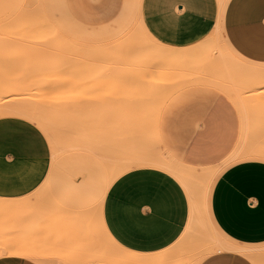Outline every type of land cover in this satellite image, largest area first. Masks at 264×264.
<instances>
[{"label":"rangeland","instance_id":"1","mask_svg":"<svg viewBox=\"0 0 264 264\" xmlns=\"http://www.w3.org/2000/svg\"><path fill=\"white\" fill-rule=\"evenodd\" d=\"M142 1L126 0L116 21L121 0H71L68 17L63 0H16L0 18V110L22 106L45 120L47 129L37 128L50 144V171L40 195L58 196L56 212L65 216L55 222L80 232L74 254L144 258L134 264H195L203 257L201 264H264V244L248 247L254 255L244 260L209 251L231 242L208 218V190L237 162L184 164L179 141L161 123L172 112L189 124L192 143L215 136L224 150L236 151L231 159L245 160L250 150H264V74L245 72L255 65L226 49L219 17L196 44L157 42L143 24ZM84 12L90 22L80 19ZM140 91L148 100L141 95L144 115L134 119L140 109L131 103L140 102ZM139 116L145 119L135 123ZM167 162L185 167L176 180L186 182L189 193L180 185L194 215L191 235L174 250L170 195L143 167L170 174ZM125 176L133 179L121 182Z\"/></svg>","mask_w":264,"mask_h":264},{"label":"crops","instance_id":"2","mask_svg":"<svg viewBox=\"0 0 264 264\" xmlns=\"http://www.w3.org/2000/svg\"><path fill=\"white\" fill-rule=\"evenodd\" d=\"M15 1L0 0V18ZM121 1L118 19L126 0ZM220 2L143 0L141 18L157 42L187 47L208 36L219 17L221 34L230 50L246 62L264 65V0H227L222 10ZM63 5L67 13L73 12L71 0H63ZM80 19L90 22L91 17L84 12ZM172 117L169 112L161 123L169 125L168 138L179 141L175 148L181 162L191 167H207L214 159L237 162L208 190L207 215L214 228L231 242L233 249L251 251L248 247L263 245L264 159L230 161L236 152L224 150L223 141L209 136L192 143L189 124ZM50 155L47 137L33 123L0 118V264H117L118 257H128L108 253L81 257L72 252L80 232L66 231L55 222L65 216L64 212H56L58 196L40 195L49 176ZM143 167L153 169L157 188L164 187L170 195L174 250L191 235V199L177 178L155 166ZM225 252L242 260L251 255L236 250Z\"/></svg>","mask_w":264,"mask_h":264},{"label":"bare ground","instance_id":"3","mask_svg":"<svg viewBox=\"0 0 264 264\" xmlns=\"http://www.w3.org/2000/svg\"><path fill=\"white\" fill-rule=\"evenodd\" d=\"M221 2H220V10H222L223 9V7H224V5L226 4V2H227V0H220ZM124 8V7H123ZM62 11H63V13H64V15L65 16H67L68 17V14H67V12H66V10H65V8H64V5H63V7H62ZM122 11V10H121ZM122 13V12H121ZM118 16V15H117ZM121 17V16H120ZM117 20H118V18H117ZM116 20V21H117ZM121 21V20H120ZM225 47H226V49L229 51V52H231L234 56H236V54H234L233 52H232V50H230V48L227 46V45H225ZM236 57H238V56H236ZM240 60H242V61H244L243 59H240ZM251 64H253V65H255L254 67L255 68H248L247 69V71L246 70H244L245 72H247V73H250V74H253V76L254 75H262V74H264V69L263 68H259V64H254V63H251ZM185 69V68H184ZM199 69V68H198ZM184 71V70H183ZM186 71V70H185ZM188 71H189V69H188ZM191 71V70H190ZM198 71H196V73H197ZM203 72V71H202ZM193 73H195L194 72V70H193ZM193 73H190V75H193ZM181 74V73H180ZM188 74V73H187ZM183 75H184V73H183ZM216 75H217V72H216ZM187 76V75H186ZM252 76V77H253ZM263 76V75H262ZM261 76V77H262ZM212 77V76H211ZM255 77V76H254ZM258 77H260V76H258ZM216 79V78H215ZM183 80V79H182ZM186 80V79H185ZM223 81V80H222ZM174 82H176V81H174ZM130 89V88H129ZM133 91H134V88H133ZM148 91V90H147ZM146 91V92H147ZM141 92V91H140ZM145 92V93H146ZM144 93V95L146 96V94ZM134 95H140V96H134L136 99H138V98H140L138 101H140V102H137V101H135L134 102V100L132 101V103L131 104H133L134 105V109H136V111H138L140 108H141V106H139V103L141 104V99H142V97L144 96V95H142V92H141V94L140 93H138V92H136V94L134 93ZM141 95H142V97H141ZM133 95H131V97H132ZM143 97V98H145L146 100H148V98H147V96L146 97ZM129 97V99L130 100H132L131 99V97L130 96H128ZM127 99V98H126ZM128 99V100H129ZM127 102V101H126ZM130 102V101H129ZM135 104H134V103ZM136 103H137V105H136ZM146 103V102H145ZM126 104H128V102L126 103ZM144 107L145 106H148L147 104L146 105H144V103L142 104ZM135 106L138 108H135ZM7 107V106H6ZM126 107V106H125ZM143 107V108H144ZM133 109V107L131 106V110ZM128 110H130V108L128 109ZM144 110H145V115H146V110H147V108L145 109L144 108ZM127 111V110H126ZM134 111V110H133ZM143 112L142 111V109H140L139 110V112ZM130 112V111H129ZM135 112V111H134ZM141 112H140V114L139 113H137V112H135L134 114V116H132L133 118L135 117V116H137V115H144L143 113L141 114ZM132 114H133V112H131ZM130 113V114H131ZM129 113H128V117H129V115H130ZM126 115H127V113H126ZM125 115V116H126ZM3 116H9V117H16V118H21V119H25L26 121H29V122H31V123H33L35 126H37L39 129H44V130H46L47 129V124H46V122H45V120L43 119V117L40 115V114H38V113H35V112H32V111H30V110H28V109H26V108H22V106H18V108H13V107H9L8 106V108H6V109H3V110H0V117H3ZM147 116V115H146ZM122 117V116H121ZM132 117H129V118H132ZM145 116H142L141 118H140V116L138 117L139 119H136L134 122L136 123L137 122V120H138V122L140 123V122H142L143 120H141V119H143ZM46 119V118H45ZM135 119V118H134ZM145 119V118H144ZM114 120V119H113ZM121 120H123V119H121ZM131 122H132V120L131 119H129ZM128 120V121H129ZM139 120H141V121H139ZM108 121H110V120H108ZM124 121H126V119H124ZM124 121H122V122H124ZM127 121V122H128ZM111 122V121H110ZM118 122H119V119H118ZM121 122V123H122ZM130 122V124H133L134 122H132L131 123ZM113 123V122H112ZM116 123H117V121H116ZM120 123V122H119ZM134 123V124H135ZM138 123V124H139ZM129 124V123H128ZM114 125H116V124H114ZM119 125V124H118ZM126 125H127V123H126ZM123 126V125H122ZM127 127V126H126ZM124 128V127H123ZM160 146V145H159ZM262 149V148H261ZM161 152V151H160ZM236 152V151H235ZM165 153V152H164ZM235 154V153H234ZM234 154L230 157V161H232V160H235V159H231L232 157H234ZM245 157H256V158H262V159H264V150L262 149V150H260V149H252V150H250L249 152H247L246 154H245ZM164 167H165V169L166 170H168V172L171 174V175H173L175 178H177L178 180H179V178H180V180H181V174L179 175V173L180 172H183V168H185L183 165H178V164H172L171 162H167L166 163V165H164ZM114 179H116V177L114 178ZM114 179H112L113 181H114ZM112 181V182H113ZM110 182V181H109ZM183 185H184V187H185V189H187L188 190V188L186 187V182H183V181H180ZM189 191V190H188ZM189 193V192H188ZM194 211H195V209H194ZM191 219H192V222H193V219H194V215H193V210L191 209ZM112 243L113 244H115V242H113L112 241ZM227 243H225L224 244V246H223V244H220V245H222V246H220V247H214L215 249H210L209 251H212V252H214L215 250H220V251H227V250H236V251H238V252H240V253H242V254H244V255H248V254H250V252H251V255H249V257L250 256H252V255H254L253 253H252V251H248V250H244V249H233L232 248V246L231 245H226ZM115 246V245H114ZM117 248V247H116ZM212 248V247H211ZM122 253V252H121ZM127 254V256L129 255L128 253L129 252H126ZM141 256V255H140ZM100 257V256H99ZM101 258V257H100ZM96 259V258H95ZM102 259V258H101ZM107 259V258H106ZM202 259H204V257L203 258H201V259H199V261H196V263L195 264H198ZM100 260V259H99ZM142 260H144V258L142 259L141 257H139L138 256V254L136 255H130V256H128V257H118L117 258V261H116V263L117 264H134V263H138V262H142ZM145 260H146V258H145ZM104 261V260H103ZM148 261H150V260H148ZM152 262V261H151ZM108 263H109V259H108ZM146 263H148V262H146Z\"/></svg>","mask_w":264,"mask_h":264},{"label":"snow or ice","instance_id":"4","mask_svg":"<svg viewBox=\"0 0 264 264\" xmlns=\"http://www.w3.org/2000/svg\"><path fill=\"white\" fill-rule=\"evenodd\" d=\"M130 179H133L132 177H128V176H125V177H122L121 178V182H123L124 180H130ZM205 264H225V262L222 260V259H212V258H209L205 261Z\"/></svg>","mask_w":264,"mask_h":264}]
</instances>
